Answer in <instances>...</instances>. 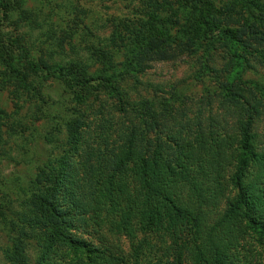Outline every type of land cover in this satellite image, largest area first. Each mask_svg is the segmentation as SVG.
Returning <instances> with one entry per match:
<instances>
[{"label":"trees","instance_id":"obj_1","mask_svg":"<svg viewBox=\"0 0 264 264\" xmlns=\"http://www.w3.org/2000/svg\"><path fill=\"white\" fill-rule=\"evenodd\" d=\"M189 1L196 21L189 33L210 38V17L199 14L204 0ZM0 10L6 13L4 0ZM142 27L147 49H156L163 32ZM188 31L183 41L196 45ZM218 32L215 39L234 71L217 111L208 110L206 123L198 120L193 128L161 124L146 99H128L107 77L90 78L70 62L51 66L52 80L77 103L96 84L110 89L119 112L129 113V128L116 127L117 141L89 160L98 151L86 142L103 132H88L92 117L84 120L82 111L64 121L67 150L50 160L42 185L20 211L45 231L32 264H264V148L257 149L252 130L264 97L239 80L241 60L249 54L240 31ZM34 66L35 72L48 67L41 61ZM3 253L9 264H27L12 241Z\"/></svg>","mask_w":264,"mask_h":264},{"label":"rangeland","instance_id":"obj_2","mask_svg":"<svg viewBox=\"0 0 264 264\" xmlns=\"http://www.w3.org/2000/svg\"><path fill=\"white\" fill-rule=\"evenodd\" d=\"M203 2L199 14L210 17L205 32L210 38L201 35V40L188 31L196 26L189 0H4L6 13L0 10V264H9L3 253L9 241L20 247L27 264L33 262L36 242L45 231L23 220L20 211L42 185L50 160L67 150L64 121L82 111L84 120L92 117L88 132H103L99 140L92 138L97 144L87 140L98 151L90 158L84 151L82 157L89 160L117 141L116 127L129 128V113L119 112L110 89L96 84L84 103H77L61 83L52 80V65L70 62L90 78L107 77L128 99H146L161 124L185 123L193 128L198 120L206 123L208 110L217 111L220 91L234 71L215 39L225 27L240 31L249 52L241 60L239 80L264 97L260 58H264V0ZM146 23L163 32V42L154 50L145 44L143 36L148 35L142 26ZM186 30L196 45L186 46ZM39 61L49 68L33 71ZM252 130L257 149L264 148V111Z\"/></svg>","mask_w":264,"mask_h":264}]
</instances>
